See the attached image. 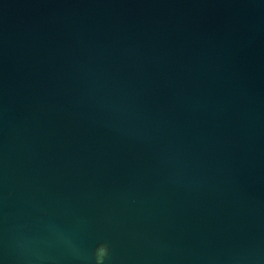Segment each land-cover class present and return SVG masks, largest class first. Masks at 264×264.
Instances as JSON below:
<instances>
[{"label":"water","instance_id":"1","mask_svg":"<svg viewBox=\"0 0 264 264\" xmlns=\"http://www.w3.org/2000/svg\"><path fill=\"white\" fill-rule=\"evenodd\" d=\"M264 264V0H0V264Z\"/></svg>","mask_w":264,"mask_h":264},{"label":"clouds","instance_id":"2","mask_svg":"<svg viewBox=\"0 0 264 264\" xmlns=\"http://www.w3.org/2000/svg\"><path fill=\"white\" fill-rule=\"evenodd\" d=\"M99 249L101 250L102 255L97 256V258H96V259H97V264H101V262H102L103 259H104V254H105L106 251H107V248H106L105 245H101Z\"/></svg>","mask_w":264,"mask_h":264}]
</instances>
